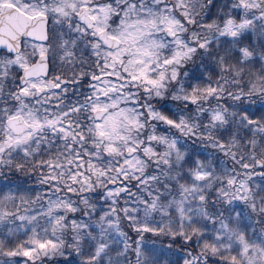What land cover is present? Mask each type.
Instances as JSON below:
<instances>
[{"label":"snow or ice","instance_id":"1","mask_svg":"<svg viewBox=\"0 0 264 264\" xmlns=\"http://www.w3.org/2000/svg\"><path fill=\"white\" fill-rule=\"evenodd\" d=\"M0 264H264V0H0Z\"/></svg>","mask_w":264,"mask_h":264}]
</instances>
